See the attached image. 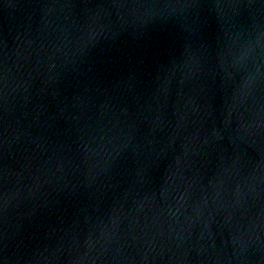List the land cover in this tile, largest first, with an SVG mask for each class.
<instances>
[{
  "label": "water",
  "instance_id": "water-1",
  "mask_svg": "<svg viewBox=\"0 0 264 264\" xmlns=\"http://www.w3.org/2000/svg\"><path fill=\"white\" fill-rule=\"evenodd\" d=\"M0 264H264V0H0Z\"/></svg>",
  "mask_w": 264,
  "mask_h": 264
}]
</instances>
